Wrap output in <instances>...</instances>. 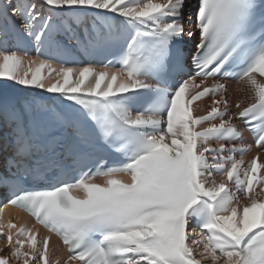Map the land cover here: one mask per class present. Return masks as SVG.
Returning a JSON list of instances; mask_svg holds the SVG:
<instances>
[{
  "label": "snow or ice",
  "instance_id": "1",
  "mask_svg": "<svg viewBox=\"0 0 264 264\" xmlns=\"http://www.w3.org/2000/svg\"><path fill=\"white\" fill-rule=\"evenodd\" d=\"M0 127V264H264V0H0Z\"/></svg>",
  "mask_w": 264,
  "mask_h": 264
},
{
  "label": "bare ground",
  "instance_id": "2",
  "mask_svg": "<svg viewBox=\"0 0 264 264\" xmlns=\"http://www.w3.org/2000/svg\"><path fill=\"white\" fill-rule=\"evenodd\" d=\"M30 55H32L33 57H36L37 53L35 52V50H32L30 52ZM73 59L82 60L83 64L90 63V61L88 59L83 58V57H79V56L73 57ZM56 66H59V62H57ZM69 66H73V65H69ZM81 66H83V65H81ZM98 67H100V66H98ZM112 70H116V69L112 68ZM45 74H47L46 70H45ZM222 82L226 83L229 86L230 97L233 101L241 100V101H243V104L245 106L248 103L252 102L251 96L247 91H240L239 90L241 85H239L237 81L227 79V80H223ZM209 83H211V80L209 81ZM20 94H22V95L25 94V90L20 89ZM41 95L47 96L48 94L41 93ZM209 103H210L209 98H204L202 101L197 102L195 114H197V115L204 114V110L207 108ZM236 123L238 125H241L238 120L236 121ZM8 133L9 132H7V130L4 131L5 138L8 141H10L11 136ZM245 136H246V139H245L244 143L252 144V138H251L250 134L248 132H246ZM237 143H239V142H237ZM257 152L260 154L261 161L264 162V153L261 154L260 150L258 148H256L255 146L252 147V151L245 153V160L246 161L250 160ZM237 157H239V154H237ZM100 181L104 182V178L101 179ZM8 219H12L18 225L21 223H25L29 227H33L34 229H38V241L41 240L45 236H50V251L54 253L53 258L58 256V257H60L61 261H63L67 257L68 252L63 248V246L60 244L58 239L55 236H53L52 234H48L47 232H45L37 223H35L33 220H31V218H29L25 213H23L17 209L15 210V209H11V208H5L4 220L7 221Z\"/></svg>",
  "mask_w": 264,
  "mask_h": 264
},
{
  "label": "rangeland",
  "instance_id": "3",
  "mask_svg": "<svg viewBox=\"0 0 264 264\" xmlns=\"http://www.w3.org/2000/svg\"><path fill=\"white\" fill-rule=\"evenodd\" d=\"M0 139L2 140V136H4L5 137V135H4V131H6L7 130V132H9L8 134L11 136V132H10V130L8 129V128H2V127H0ZM3 254H7V250H5V252L3 253ZM13 264H14V262H13Z\"/></svg>",
  "mask_w": 264,
  "mask_h": 264
}]
</instances>
